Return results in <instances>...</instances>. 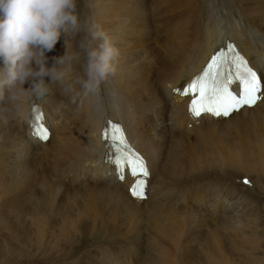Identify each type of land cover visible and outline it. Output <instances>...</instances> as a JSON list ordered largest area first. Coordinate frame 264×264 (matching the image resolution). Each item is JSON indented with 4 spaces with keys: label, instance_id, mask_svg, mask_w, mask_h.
I'll list each match as a JSON object with an SVG mask.
<instances>
[{
    "label": "bare ground",
    "instance_id": "6f19581e",
    "mask_svg": "<svg viewBox=\"0 0 264 264\" xmlns=\"http://www.w3.org/2000/svg\"><path fill=\"white\" fill-rule=\"evenodd\" d=\"M88 5L91 20L119 50L115 72L98 98L77 96L73 102L53 83L43 98L0 105L8 108L0 113V204L10 212L0 208V219L21 218L12 219L21 230L17 240L34 251L31 262L48 264L58 254L66 258L67 243L79 239L89 220H94L90 229H97L104 197L124 224L121 238L148 232L146 243L136 242L140 260L130 264H262L256 257L264 250L259 200L244 186L205 176L244 173L256 181L253 189L264 191V99L229 117L194 118L189 98L173 89L182 88L230 40L264 81V0H88ZM66 39L62 35L51 57L65 54ZM68 51H80L73 37ZM83 63L81 52L70 65L68 82L77 91ZM35 103L52 128L46 142L29 136ZM109 120L122 124L149 162L146 199L132 197L134 178L119 180L105 160L102 131ZM123 249L118 251L125 250L124 256L134 251ZM100 251H106L101 264H124L119 253ZM97 258L85 263L97 264Z\"/></svg>",
    "mask_w": 264,
    "mask_h": 264
},
{
    "label": "clouds",
    "instance_id": "9594fccd",
    "mask_svg": "<svg viewBox=\"0 0 264 264\" xmlns=\"http://www.w3.org/2000/svg\"><path fill=\"white\" fill-rule=\"evenodd\" d=\"M83 33L80 51L69 54V38ZM66 36V51L54 57L49 66L48 52ZM84 63L83 76L68 82L70 65ZM119 50L112 38L93 20L83 19L77 0H0V105L15 103L22 97L43 98L53 83L61 85L64 95L75 101L77 96L98 98L100 86L115 72ZM51 82L45 81V77ZM30 82V87H24ZM8 108L0 107V113Z\"/></svg>",
    "mask_w": 264,
    "mask_h": 264
},
{
    "label": "snow or ice",
    "instance_id": "6c2138e0",
    "mask_svg": "<svg viewBox=\"0 0 264 264\" xmlns=\"http://www.w3.org/2000/svg\"><path fill=\"white\" fill-rule=\"evenodd\" d=\"M238 83L239 91L233 90ZM175 94L190 96L189 112L194 118L202 114L214 117H228L240 109L254 107L264 99V83L257 72L249 65L248 60L228 43L225 49L214 54L204 70L183 88L173 89ZM33 136L46 142L49 129L44 125V114H32ZM106 141L105 160L115 168L116 177L123 181L127 171L133 178L129 192L132 197L143 200L150 170L145 158L129 142L122 124L109 120L102 131ZM245 183H248L245 180Z\"/></svg>",
    "mask_w": 264,
    "mask_h": 264
},
{
    "label": "rangeland",
    "instance_id": "374dc122",
    "mask_svg": "<svg viewBox=\"0 0 264 264\" xmlns=\"http://www.w3.org/2000/svg\"><path fill=\"white\" fill-rule=\"evenodd\" d=\"M82 10H84V12H85L84 13L85 19L91 20L92 9L90 10V6L88 5V0H77V11L80 13V15H82ZM83 35H84L83 33H80V34H77L75 37H73L74 40L76 41L77 45L79 44ZM49 54L51 55V53L50 52L47 53V55L49 57V61L54 62L53 58L55 57L54 55L56 54V52H52L54 57H51ZM51 64H53V63L51 62ZM55 97H58V96L55 95ZM57 99L59 100L60 98L58 97ZM190 143L191 144L189 145V147L192 145L193 141H191ZM212 177H213V179H216V180H218V179L221 180L222 178H224L225 181H227V183L228 182H230V183L235 182L240 187L244 186L247 189H249L250 192L253 193V196L256 197L260 202L259 203V202L255 201L257 203V207H258V216L260 217V220L264 222V191L262 192L259 189V187L256 189H253L254 187H256V185H255L256 181L254 180V178L249 177V176L245 175L244 173H236V174L230 175V177L227 175H220V173H219V174H215V176H214V174L206 175L205 179H210ZM202 178L203 177H201V181H205L208 184L209 180H207V181L202 180ZM245 180H247L248 183H245ZM262 180L264 182V176L262 177ZM201 181H199V182H201ZM99 201H100V205H98L97 207H98V210L101 213H103V217L99 220V222H97L96 227L99 225L97 227V229L96 230L90 229L91 224L93 223L94 220L93 221L89 220V222H87L85 224L87 227H84L82 229L81 236H79V239L76 242L72 241V242L67 243L68 244L67 248H66L67 250L65 252L66 258L63 260V256L58 254L56 256L57 261L55 258H53V260H51L52 262L50 261L48 264H58L57 262H60L59 264H66V261L72 262V260H77L78 261L77 264H83V263L86 264L85 262L94 260L97 257H98L97 258V264H101V259L106 258V251L105 252L104 251L99 252V250H102V248H108L109 250H111V252L114 251L113 253L118 254L119 253V251H118L119 247L124 248V249L126 248V251L128 248H131V247H132V250H134L131 253V255L129 253V255L126 254L124 256L123 254L126 253L124 249H123L124 252L119 253L120 256L122 255V259H124V261H123L124 264H127V263L130 264L129 263L130 260H133V261L138 260V259L140 260V255L138 254V253H140V251H138L137 248H139L142 243H146V239H145V242H142V239H144V237L146 236V234H148V232H146V234L143 233V234H145V236L142 234V237H141V235L134 237V235L132 234L133 238L130 236H127L130 239L126 238V237L121 238L123 231L126 232L125 231L126 229L124 230L122 228L124 226V224L119 221V219L117 218L116 213L113 211V209L109 208L110 207L109 205L108 206L106 205L104 197H101L99 199ZM99 206L101 208H99ZM0 208L2 210H4L5 212H7L8 214L10 213L7 210V208L1 204H0ZM103 218H105V219H103ZM10 219H11L10 221L5 220V219H0V261L2 258H4L7 261V264H31V263H33V262H31L32 261L31 253H33L34 251L29 248L28 244H26V246H24V244H21L19 242V240H17V238H19V239L21 238V230H20V227H18L17 224L15 222H13V220H12V219H21V218H15L14 216H12V218H10ZM84 231H86V232H84ZM89 232L91 233L90 235L88 234ZM92 233L94 234L93 236H92ZM112 234H113V236L111 237ZM108 237H110L111 239ZM139 241L141 242L140 246L136 244V242L138 243ZM132 244L136 245L135 248ZM121 245H123V247ZM125 245H127V246L131 245V247H127V246L125 247ZM143 245H146V244H143ZM263 249H264V246H263ZM256 252H257L256 257L260 260V262L262 264H264V250L258 249ZM119 254H118V256H119ZM258 254H260V255H258ZM38 255H42V254H38ZM55 255H56V253L52 254V256H55ZM238 256H239V254H237L236 257H238ZM39 258H41V256H39ZM29 262H31V263H29ZM43 264H45V263H43Z\"/></svg>",
    "mask_w": 264,
    "mask_h": 264
}]
</instances>
